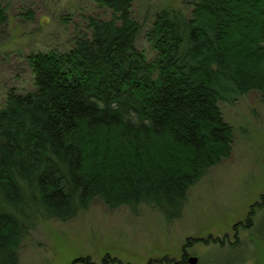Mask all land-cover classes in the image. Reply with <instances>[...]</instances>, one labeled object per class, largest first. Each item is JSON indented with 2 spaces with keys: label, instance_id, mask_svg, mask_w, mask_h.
Wrapping results in <instances>:
<instances>
[{
  "label": "trees",
  "instance_id": "obj_1",
  "mask_svg": "<svg viewBox=\"0 0 264 264\" xmlns=\"http://www.w3.org/2000/svg\"><path fill=\"white\" fill-rule=\"evenodd\" d=\"M94 1L109 18L83 17L66 50L28 55L32 89H9L0 105V264H18L39 222L72 220L94 200L180 219L190 190L230 157L233 132L220 105L250 92L264 99V0L159 8L145 34L150 59L136 47L138 0ZM263 207L261 195L233 226L235 238L241 229L264 244L256 231Z\"/></svg>",
  "mask_w": 264,
  "mask_h": 264
},
{
  "label": "rangeland",
  "instance_id": "obj_2",
  "mask_svg": "<svg viewBox=\"0 0 264 264\" xmlns=\"http://www.w3.org/2000/svg\"><path fill=\"white\" fill-rule=\"evenodd\" d=\"M0 5L6 14L0 26V105L9 89H32L28 55L64 51L75 28H84L83 17L110 16L94 0H0ZM164 6L188 11L183 0H138L132 8L142 27L136 47L149 59L154 52L145 34L154 12ZM220 110L233 132L230 157L190 190L180 219L166 223L147 206L132 214L94 200L72 220L39 222L21 244L18 264H71L80 258L92 264H180L183 254L197 258L198 264L228 257H249L241 264H264V244L241 229L235 238L233 230L264 195V99L250 92L233 105L221 104ZM256 220L258 235H264V207ZM229 242L247 247L230 251Z\"/></svg>",
  "mask_w": 264,
  "mask_h": 264
},
{
  "label": "water",
  "instance_id": "obj_3",
  "mask_svg": "<svg viewBox=\"0 0 264 264\" xmlns=\"http://www.w3.org/2000/svg\"><path fill=\"white\" fill-rule=\"evenodd\" d=\"M187 262H188V264H197V262H198V259L197 258H195V257H188L187 258Z\"/></svg>",
  "mask_w": 264,
  "mask_h": 264
},
{
  "label": "flooded vegetation",
  "instance_id": "obj_4",
  "mask_svg": "<svg viewBox=\"0 0 264 264\" xmlns=\"http://www.w3.org/2000/svg\"><path fill=\"white\" fill-rule=\"evenodd\" d=\"M187 258H188V255H186V260H187Z\"/></svg>",
  "mask_w": 264,
  "mask_h": 264
}]
</instances>
